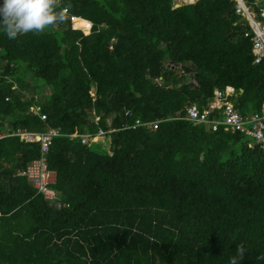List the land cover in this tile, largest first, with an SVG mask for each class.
Masks as SVG:
<instances>
[{
  "label": "trees",
  "instance_id": "trees-1",
  "mask_svg": "<svg viewBox=\"0 0 264 264\" xmlns=\"http://www.w3.org/2000/svg\"><path fill=\"white\" fill-rule=\"evenodd\" d=\"M55 4L64 20L42 32L0 29V264H230L237 244L240 264H264V148L185 118L226 86L240 115L264 108L235 2ZM48 128L61 133L46 154L55 202L21 174L39 142L12 135Z\"/></svg>",
  "mask_w": 264,
  "mask_h": 264
},
{
  "label": "built area",
  "instance_id": "built-area-1",
  "mask_svg": "<svg viewBox=\"0 0 264 264\" xmlns=\"http://www.w3.org/2000/svg\"><path fill=\"white\" fill-rule=\"evenodd\" d=\"M235 2V12L243 16L247 21L250 30L244 32V35L249 38L252 43V53L254 64L264 65V0H257L256 6L260 9L259 17L253 8L249 7L244 0H233ZM262 3V5H261ZM231 92L226 90H217L214 97L219 104L212 103L206 109L200 111L195 105L187 108L186 119L194 123H203L210 126L213 131L219 128V125L224 126L225 129L233 131L238 130L246 136L251 137L256 143L261 144L264 148V110L262 113H255L248 117H242L235 109L234 105L227 101L228 95ZM219 110L220 119L217 116H211L215 110ZM34 114L39 115L41 119L45 120L46 115L40 112V108L36 107L33 110ZM130 114V112H126ZM159 121L142 122L136 119L134 127L144 125L148 129L154 130L157 128ZM59 128H48L42 132H31L27 130L17 129L12 135L19 136L21 140L26 142H39L40 156L37 159L29 162L25 170L21 173L31 182L37 193L41 194L44 200L48 202H55L59 200L57 190L49 187V172L46 161V154L53 141V138L60 135ZM105 131L99 129L98 132L70 134V137H79L82 144H88L92 140H96L105 135Z\"/></svg>",
  "mask_w": 264,
  "mask_h": 264
},
{
  "label": "clouds",
  "instance_id": "clouds-1",
  "mask_svg": "<svg viewBox=\"0 0 264 264\" xmlns=\"http://www.w3.org/2000/svg\"><path fill=\"white\" fill-rule=\"evenodd\" d=\"M55 0H0V29L8 39L30 32H42L47 26L64 20ZM247 247L237 244L230 264H240Z\"/></svg>",
  "mask_w": 264,
  "mask_h": 264
},
{
  "label": "crops",
  "instance_id": "crops-1",
  "mask_svg": "<svg viewBox=\"0 0 264 264\" xmlns=\"http://www.w3.org/2000/svg\"><path fill=\"white\" fill-rule=\"evenodd\" d=\"M177 2H178V0H173V4H174V6H175V4L177 5ZM190 3H193V2H190ZM185 4H187V3H185ZM181 5H183V4H181ZM178 6V5H177ZM180 6V5H179ZM176 7V6H175ZM252 47V46H251ZM251 55H252V57H254L253 56V53H252V48H251ZM254 63V62H253ZM226 89H228L230 92H232L233 91V87L232 86H226L225 87V89L224 90H226ZM217 90H221V89H216L215 91H217ZM215 91H214V93H215ZM221 91H223V90H221ZM212 103H216V104H219V102L216 100V98L214 97V95L212 96V97H210L209 99H208V101H207V103H205V104H203V105H201V108L202 109H206V108H208V106L210 105V104H212ZM230 103H232L233 105H234V103L233 102H231L230 101ZM192 105H195L196 107H198L199 108V106L196 104V103H194V104H192ZM191 105V106H192ZM264 110V108L262 109V111ZM262 113V112H261ZM254 114V113H253ZM217 118H219L220 119V113H219V110H218V112H217ZM252 115V114H251ZM251 115H246V116H243L242 114H241V116L242 117H248V116H251ZM138 119V118H137ZM94 150H100L101 148L98 146V144H94V146L92 147Z\"/></svg>",
  "mask_w": 264,
  "mask_h": 264
},
{
  "label": "rangeland",
  "instance_id": "rangeland-1",
  "mask_svg": "<svg viewBox=\"0 0 264 264\" xmlns=\"http://www.w3.org/2000/svg\"><path fill=\"white\" fill-rule=\"evenodd\" d=\"M197 0H178L177 2V5H181V4H185V3H190V2H193L195 3ZM175 4V6H177ZM73 21V20H72ZM72 25L74 26L73 22H72ZM82 29H84L85 31H88L87 28L85 29L84 27H82ZM127 115V114H126ZM98 119V117H97ZM100 145H98L102 150H106L108 148V144H109V141L108 139H106L105 141H102V142H99Z\"/></svg>",
  "mask_w": 264,
  "mask_h": 264
},
{
  "label": "water",
  "instance_id": "water-1",
  "mask_svg": "<svg viewBox=\"0 0 264 264\" xmlns=\"http://www.w3.org/2000/svg\"><path fill=\"white\" fill-rule=\"evenodd\" d=\"M194 5V8H196V2L195 3H192ZM175 70L178 68V66H174L173 67ZM181 68H185L186 71H188L189 69L185 66H181Z\"/></svg>",
  "mask_w": 264,
  "mask_h": 264
}]
</instances>
